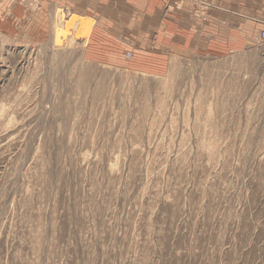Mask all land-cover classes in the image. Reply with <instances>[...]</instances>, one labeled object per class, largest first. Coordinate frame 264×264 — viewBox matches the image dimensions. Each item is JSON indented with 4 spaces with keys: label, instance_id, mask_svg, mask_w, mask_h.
Here are the masks:
<instances>
[{
    "label": "rangeland",
    "instance_id": "rangeland-1",
    "mask_svg": "<svg viewBox=\"0 0 264 264\" xmlns=\"http://www.w3.org/2000/svg\"><path fill=\"white\" fill-rule=\"evenodd\" d=\"M37 2L0 13V264H264L261 33L106 67Z\"/></svg>",
    "mask_w": 264,
    "mask_h": 264
},
{
    "label": "crops",
    "instance_id": "crops-1",
    "mask_svg": "<svg viewBox=\"0 0 264 264\" xmlns=\"http://www.w3.org/2000/svg\"><path fill=\"white\" fill-rule=\"evenodd\" d=\"M18 1L0 0V13ZM40 3L43 9L33 16V30L42 27L44 11L64 8L83 22L89 35L87 58L106 67H122L128 61L164 67L173 57L200 48L215 51L216 44L223 43L241 47L264 30V0H38L35 4ZM12 12L16 19L28 21L23 7L16 4ZM0 19V27L7 24ZM156 60L159 63H149Z\"/></svg>",
    "mask_w": 264,
    "mask_h": 264
},
{
    "label": "bare ground",
    "instance_id": "bare-ground-1",
    "mask_svg": "<svg viewBox=\"0 0 264 264\" xmlns=\"http://www.w3.org/2000/svg\"><path fill=\"white\" fill-rule=\"evenodd\" d=\"M264 31V30H263ZM262 31V32H263ZM262 32H261V34H262ZM261 34H260V40H261V42H263L264 43V41L261 39ZM129 57H131V54L129 53V55H128Z\"/></svg>",
    "mask_w": 264,
    "mask_h": 264
},
{
    "label": "built area",
    "instance_id": "built-area-1",
    "mask_svg": "<svg viewBox=\"0 0 264 264\" xmlns=\"http://www.w3.org/2000/svg\"><path fill=\"white\" fill-rule=\"evenodd\" d=\"M261 39L264 41V31L261 34Z\"/></svg>",
    "mask_w": 264,
    "mask_h": 264
}]
</instances>
